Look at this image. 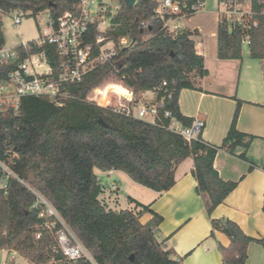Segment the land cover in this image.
I'll return each mask as SVG.
<instances>
[{"label":"trees","instance_id":"1","mask_svg":"<svg viewBox=\"0 0 264 264\" xmlns=\"http://www.w3.org/2000/svg\"><path fill=\"white\" fill-rule=\"evenodd\" d=\"M119 3L116 12L108 11L112 18L107 35L115 41L129 36L134 41L131 47L95 67L82 81L68 84L69 95L62 98L61 105L30 96L22 98L17 109L0 110V161L13 172L0 165V250L15 251L31 264H69L54 251L56 242L46 226L47 218L39 216L44 206H36L37 196L31 188L54 206L98 264H181L182 258L167 246V240L157 237L163 217L151 204L131 196L132 208L108 207L100 199L103 187L96 169L121 170L133 181L164 192L175 185L178 166L193 158L197 191L205 198L211 216L237 186L215 168L218 151L234 152L238 146L247 150L255 139L237 127L243 103L239 98L221 145L206 142L202 133L188 141L170 129L167 111L183 126L194 121L181 112L179 94L183 88H197L198 80L208 74L204 57L196 51L191 30L171 33L163 27L155 12L157 0ZM75 5L76 0H0V46L5 45L3 14L18 11L37 17L48 13L57 19L75 11ZM257 11L258 25L251 29L231 28L219 20L218 58L241 59L248 31L250 56L264 60V13L259 7ZM96 33L93 24L88 42L94 45ZM97 54L95 46L93 56ZM10 69L1 67L0 78ZM111 81L123 83L137 95L155 91L158 100L164 99L157 122L128 117L84 100L96 87ZM241 156L248 159L245 152ZM145 212L152 217L142 222ZM211 224L212 235L218 230L230 238L229 246L220 245L224 264H245L247 246L255 238L228 217H211ZM259 241L264 244V239ZM73 264L92 263L81 258Z\"/></svg>","mask_w":264,"mask_h":264},{"label":"crops","instance_id":"2","mask_svg":"<svg viewBox=\"0 0 264 264\" xmlns=\"http://www.w3.org/2000/svg\"><path fill=\"white\" fill-rule=\"evenodd\" d=\"M180 24L194 33L196 51L204 57L208 74L198 80L197 88L180 91L179 106L184 115L204 119L202 138L206 142L223 143L237 107L236 98L243 100L237 127L255 139L247 150L241 146L234 152L220 149L214 163L220 176L236 181L237 186L210 216L205 198L197 191L194 160L187 158L176 170L175 185L164 192L133 181L121 170L96 171L103 187L100 199L115 210L134 206L128 196L151 204V209L163 217L157 237L167 240V246L182 258L181 264H224L220 245L229 246L230 238L218 230L212 235L211 217H228L237 222L255 238L247 246L245 264H264V244L259 241L264 239V60L254 59L250 53L248 61L245 56L218 58L219 11L203 8L191 17L181 18ZM208 31L211 43L207 42ZM252 59L261 61L263 66ZM244 152L248 159L241 156ZM151 217L150 212H145L141 220L146 222Z\"/></svg>","mask_w":264,"mask_h":264},{"label":"built area","instance_id":"3","mask_svg":"<svg viewBox=\"0 0 264 264\" xmlns=\"http://www.w3.org/2000/svg\"><path fill=\"white\" fill-rule=\"evenodd\" d=\"M110 1L114 0H76L75 11L66 12L57 19L49 17L48 26L37 37L12 46H0V68L11 67L6 76L0 78V110L17 109L21 99L30 96L48 98L61 105L62 98L69 95L66 90L68 84L82 81L95 67L113 60L120 50L131 47L134 42L131 37L125 35L115 41L107 35L112 18L108 14L112 6ZM157 1V17L171 33L182 29L181 18L191 17L204 8V0L192 3L187 0ZM219 6V20H225L231 28L256 27L257 8L264 13V0H219ZM22 21L19 15L14 19L15 24H21ZM93 24L97 25L95 45L88 42ZM250 42L251 34L247 31L243 44L249 46ZM95 46L98 47V54L93 56ZM84 100L154 124L164 102V99L156 98L155 91L137 95L131 88L116 81L96 87ZM165 116L171 120L170 129L188 141L197 138L205 125L204 119L197 118L190 126H183L171 111H167ZM0 165L13 175L1 161ZM31 190L37 196L36 206H44L39 216L47 218L46 226L52 231L56 242L54 251L61 253L69 264L81 258L98 264L54 206L37 190Z\"/></svg>","mask_w":264,"mask_h":264},{"label":"rangeland","instance_id":"4","mask_svg":"<svg viewBox=\"0 0 264 264\" xmlns=\"http://www.w3.org/2000/svg\"><path fill=\"white\" fill-rule=\"evenodd\" d=\"M109 1V0H108ZM111 2V10L112 12H116L119 2L117 1H110ZM109 2V3H110ZM204 9L207 10H214L219 11V0H204ZM19 15L23 18V21L21 24H15L14 19L15 17ZM48 13H41L37 17L34 16H27L25 14H22L21 12L14 11L9 14H3L2 20H3V32L5 36V45L6 46H12L18 43H21L22 41H27L30 39H33L37 37L43 29H45L48 24L47 20L49 19ZM207 42L211 43V37H210V31L207 32ZM249 46L248 44H243V56L246 57L248 61L249 56ZM248 57V58H247ZM253 63H258L263 66L261 61L258 60H250ZM209 65L211 64V60L208 59ZM260 71V68H259ZM99 173L101 172L100 169H96ZM101 178H103L105 181H109V178L106 175L102 174L100 175ZM122 197H125V192H122ZM103 200H107V196H104ZM12 255H14L12 258ZM4 262H8V264H31V262L26 259L25 257L21 256L19 253L15 251H8V250H0V264H3Z\"/></svg>","mask_w":264,"mask_h":264},{"label":"water","instance_id":"5","mask_svg":"<svg viewBox=\"0 0 264 264\" xmlns=\"http://www.w3.org/2000/svg\"><path fill=\"white\" fill-rule=\"evenodd\" d=\"M125 2L127 4H129V5H132V4H134L136 2V0H125ZM99 122L104 124V125L106 124L105 121L102 118L99 119Z\"/></svg>","mask_w":264,"mask_h":264}]
</instances>
